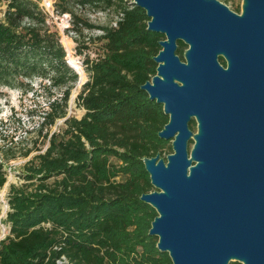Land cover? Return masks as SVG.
I'll return each instance as SVG.
<instances>
[{"label":"trees","instance_id":"trees-1","mask_svg":"<svg viewBox=\"0 0 264 264\" xmlns=\"http://www.w3.org/2000/svg\"><path fill=\"white\" fill-rule=\"evenodd\" d=\"M70 1L54 0L53 9L69 14L78 35L94 28L70 8ZM74 1L112 9L117 16L113 25L95 27L101 33L94 57L86 53L87 45L75 47L88 75L77 94L80 117L67 114L79 73L66 60L41 0H0L5 4L0 10V86L32 92L24 80L37 78L47 91L38 129L47 130V144L32 157L24 176L40 175L41 182L31 190L10 184L0 264H59L62 257L67 260L62 264H172L149 234L157 211L140 199L156 190L144 159L173 152L171 140L158 136L168 115L141 88L156 74L153 57L165 37L147 29L149 17L131 1ZM233 11L239 13L240 7ZM186 48L182 41L176 48L182 61ZM218 61L226 65L223 57ZM60 118L61 131L48 135ZM17 153L15 146L0 147V189L7 180L5 164ZM52 177L51 184L44 182Z\"/></svg>","mask_w":264,"mask_h":264},{"label":"water","instance_id":"water-1","mask_svg":"<svg viewBox=\"0 0 264 264\" xmlns=\"http://www.w3.org/2000/svg\"><path fill=\"white\" fill-rule=\"evenodd\" d=\"M133 3L165 37L141 88L168 115L158 136L173 150L144 159L156 190L140 199L158 214L149 234L172 264H264V0L241 13L219 0Z\"/></svg>","mask_w":264,"mask_h":264},{"label":"rangeland","instance_id":"rangeland-1","mask_svg":"<svg viewBox=\"0 0 264 264\" xmlns=\"http://www.w3.org/2000/svg\"><path fill=\"white\" fill-rule=\"evenodd\" d=\"M54 1V0H53ZM133 2V0H128ZM226 4L230 9L234 10L236 6L240 7V12L244 5V0H219ZM70 8L77 14L84 17L93 26L113 25L117 16L112 9L103 10L100 6H82L76 3L74 0L69 2ZM41 5L43 2L41 0ZM5 8L4 2L0 3V10ZM48 14L47 21L52 29L57 30L60 41L64 45L65 39L70 42V52L66 51V60L71 62L75 60L82 65L83 55H77L75 47L77 43L84 44L89 47V50H85L86 53H91L90 56L94 57V51L99 46L96 36L101 33L97 28L90 30L84 29L80 35H78L73 29L69 14H59L54 9L51 11L45 10ZM77 41V42H76ZM65 47V46H64ZM66 49V48H65ZM84 70V68H83ZM78 81L72 87L71 94L68 100L67 114L80 117L83 113V109L78 106L77 94L82 88V84L88 79L87 73L79 75ZM25 83L33 87L32 92H22L17 88H10L0 86V147L2 146H15L17 157L5 164L7 171V180L4 186L0 189V240L7 235L8 224L4 222L6 218V211L8 205L6 203V195L9 190L10 184L26 187L31 190L34 189L40 182V175L38 177L26 180L24 176L29 173L27 166L30 165L32 157L43 151L47 138L45 133L47 130L40 132L39 123L41 121L40 113L47 104L46 94L47 91L40 86L37 78L26 79ZM60 92L56 90L55 96H59ZM64 119H57L55 124L48 130V135L53 132L59 133L63 127ZM189 128L192 132V138L188 141V153L194 146V136L198 133V123L194 119L189 122ZM171 145V141L168 142V146ZM25 150H30L27 156H23L22 153ZM168 150L159 154L158 159L165 160ZM55 180L54 177L46 179L44 182L51 184ZM156 189V188H155ZM234 260H230L228 264L234 263ZM62 264L63 262H58Z\"/></svg>","mask_w":264,"mask_h":264},{"label":"bare ground","instance_id":"bare-ground-1","mask_svg":"<svg viewBox=\"0 0 264 264\" xmlns=\"http://www.w3.org/2000/svg\"><path fill=\"white\" fill-rule=\"evenodd\" d=\"M66 40L67 39H65V41H64V46H65L66 50L68 52H70V44H69L70 42H67ZM70 64L79 73V75L82 76L84 74V70H83V67L80 65V62L75 61V60H71Z\"/></svg>","mask_w":264,"mask_h":264},{"label":"built area","instance_id":"built-area-1","mask_svg":"<svg viewBox=\"0 0 264 264\" xmlns=\"http://www.w3.org/2000/svg\"><path fill=\"white\" fill-rule=\"evenodd\" d=\"M43 2V7L45 10L49 11V10H53V0H42ZM63 260H57V262H63V263H67V260L64 259V257H62ZM60 264V263H59Z\"/></svg>","mask_w":264,"mask_h":264},{"label":"flooded vegetation","instance_id":"flooded-vegetation-1","mask_svg":"<svg viewBox=\"0 0 264 264\" xmlns=\"http://www.w3.org/2000/svg\"><path fill=\"white\" fill-rule=\"evenodd\" d=\"M161 35H162V34H161ZM163 37H164V35H163ZM179 42H180V40L176 41L177 46H178Z\"/></svg>","mask_w":264,"mask_h":264}]
</instances>
